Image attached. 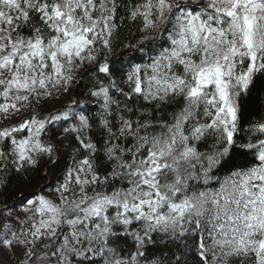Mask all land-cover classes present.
<instances>
[{"label":"snow or ice","instance_id":"1","mask_svg":"<svg viewBox=\"0 0 264 264\" xmlns=\"http://www.w3.org/2000/svg\"><path fill=\"white\" fill-rule=\"evenodd\" d=\"M258 76L264 0H0V197L72 149L53 192L0 208V246L22 264H264ZM156 236L175 251L149 260Z\"/></svg>","mask_w":264,"mask_h":264},{"label":"trees","instance_id":"2","mask_svg":"<svg viewBox=\"0 0 264 264\" xmlns=\"http://www.w3.org/2000/svg\"><path fill=\"white\" fill-rule=\"evenodd\" d=\"M131 3H139L143 2V0H130ZM191 2V0H190ZM203 2V0H202ZM140 26L139 22L137 24H133L131 21H128L125 25L122 26V30L124 31L125 34L128 33L129 30L132 32H136L137 27ZM133 42H135L136 39H139V35H135L131 37ZM127 42V41H125ZM117 52H119V49H117ZM91 75V74H90ZM80 87L79 88H74V97L75 98H80L83 99V92L86 90V86L89 85V77H85L83 80L80 82ZM2 92V90H0ZM67 97V96H65ZM73 97L68 96L67 101L65 102L70 103L71 99ZM122 99V98H121ZM3 97L2 94H0V103H3ZM245 104L246 108V118L248 120H256L258 119L261 115H264V77L258 76L257 82H256V87L252 90L251 97L245 98L243 101ZM85 107H88L92 113H95L97 111V106L92 98H88L85 100V104L83 105ZM87 114V113H86ZM24 118H27V116H24ZM17 121H13L15 123ZM247 128V124L242 125V131L238 134V142L240 140L245 139V133L243 129ZM101 133L96 132L95 136L99 138ZM56 137L60 136V132L57 131L55 133ZM70 141L65 140L64 141V147L67 150L66 153H63V160L59 164V166L56 168L55 172L49 171L48 168L45 165L51 164L53 160H55V157H51L50 159H45L43 163H41L39 169L37 172L29 173V174H24L21 173L19 175L9 173L11 175V180L8 181L9 188L8 190L4 193L3 197H0V208H3L5 205H10L12 209L20 208L23 205L18 203L15 198L19 197L21 193H27L31 190L36 189L40 185L44 184H50V188H45L44 192L45 194L49 192H53L55 187H56V181H55V176L59 174L61 171L66 169L72 164V149L68 147ZM102 143V142H101ZM243 158L242 157H237V163H239ZM109 166V170H110ZM224 170L221 169L220 173L217 175L224 176ZM4 176L0 175V183L4 182ZM218 185H213V187H217ZM79 191V189H77ZM91 194V192H89ZM31 199V197H29ZM27 201H25V204ZM156 243L154 245H149L148 247V258L151 260L153 256L156 258H166L169 255V250L171 249L172 251H175L174 246L166 241L164 238L160 236L155 237ZM130 241H129V248L128 250L134 251L130 247ZM121 246L125 247L123 242H121ZM0 264H9L4 260V258H0ZM22 264V261L20 262ZM141 264H144V261H141ZM189 264H197V260L194 256L189 257Z\"/></svg>","mask_w":264,"mask_h":264},{"label":"rangeland","instance_id":"3","mask_svg":"<svg viewBox=\"0 0 264 264\" xmlns=\"http://www.w3.org/2000/svg\"><path fill=\"white\" fill-rule=\"evenodd\" d=\"M67 99H68V96L67 97H63V101L62 102L65 103L67 101ZM24 116H26V114H24ZM20 208H16V209H13V210L14 211H19ZM15 239L18 241V240L21 239V237L17 236ZM15 251L19 252V248H17ZM0 258H4V260L6 262H8L9 264H20V262H21V259L17 255H14L13 251L11 249H7L6 250L3 246H0Z\"/></svg>","mask_w":264,"mask_h":264}]
</instances>
